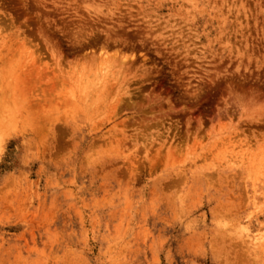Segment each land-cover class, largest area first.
I'll return each mask as SVG.
<instances>
[{
  "label": "rangeland",
  "instance_id": "rangeland-1",
  "mask_svg": "<svg viewBox=\"0 0 264 264\" xmlns=\"http://www.w3.org/2000/svg\"><path fill=\"white\" fill-rule=\"evenodd\" d=\"M0 264H264V0H0Z\"/></svg>",
  "mask_w": 264,
  "mask_h": 264
}]
</instances>
